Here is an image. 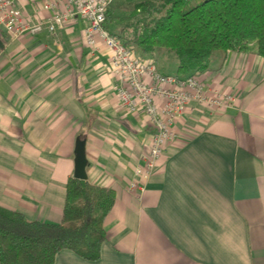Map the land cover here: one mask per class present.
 I'll return each instance as SVG.
<instances>
[{"label": "crops", "instance_id": "1", "mask_svg": "<svg viewBox=\"0 0 264 264\" xmlns=\"http://www.w3.org/2000/svg\"><path fill=\"white\" fill-rule=\"evenodd\" d=\"M60 0H19L40 20ZM76 16L55 33L13 39L0 27V206L29 220L60 222L87 141L88 179L116 190L98 260L63 249L55 264H264V58L218 53L200 72L211 91L231 93L223 111L192 101L151 175L134 171L155 134L116 90L110 52L85 42ZM119 21L109 30L121 32ZM178 74L165 50L143 56Z\"/></svg>", "mask_w": 264, "mask_h": 264}, {"label": "trees", "instance_id": "2", "mask_svg": "<svg viewBox=\"0 0 264 264\" xmlns=\"http://www.w3.org/2000/svg\"><path fill=\"white\" fill-rule=\"evenodd\" d=\"M113 1L108 29L111 21H119L116 36L143 56L174 53L179 77L207 70L218 53L264 58V0ZM116 197L112 187L71 177L60 222L29 220L0 206V264H55L63 249L98 260L107 238L104 220Z\"/></svg>", "mask_w": 264, "mask_h": 264}, {"label": "built area", "instance_id": "3", "mask_svg": "<svg viewBox=\"0 0 264 264\" xmlns=\"http://www.w3.org/2000/svg\"><path fill=\"white\" fill-rule=\"evenodd\" d=\"M49 6L51 14L40 20L27 15L19 0H0V27L13 39L26 34L47 31L55 33L70 19L79 16L86 21L85 42L92 48L101 40L110 52L116 90L122 105L131 113L149 117L155 134L147 154L134 171L131 187L139 188L138 180L148 177L157 167L166 146L176 138L173 129L192 101L208 104L218 111L229 108L234 96L210 91L200 72L187 77L161 72L153 60L136 55L132 48L112 34L107 27V10L112 0H60Z\"/></svg>", "mask_w": 264, "mask_h": 264}, {"label": "water", "instance_id": "4", "mask_svg": "<svg viewBox=\"0 0 264 264\" xmlns=\"http://www.w3.org/2000/svg\"><path fill=\"white\" fill-rule=\"evenodd\" d=\"M87 141L85 138L78 137L75 148V173L74 177L78 179H88V157H87Z\"/></svg>", "mask_w": 264, "mask_h": 264}, {"label": "rangeland", "instance_id": "5", "mask_svg": "<svg viewBox=\"0 0 264 264\" xmlns=\"http://www.w3.org/2000/svg\"><path fill=\"white\" fill-rule=\"evenodd\" d=\"M116 1H117V0H114L113 3L116 2ZM120 12H121V11H120ZM171 54H172L173 56H175L174 53L171 52ZM176 76L179 77V75H176ZM205 84L207 85V83H205ZM206 88H207L208 90H210V88L208 87V85L206 86ZM210 91H211V90H210ZM217 91H218V92H222V91H220V90H217ZM212 92H214V91H212Z\"/></svg>", "mask_w": 264, "mask_h": 264}]
</instances>
